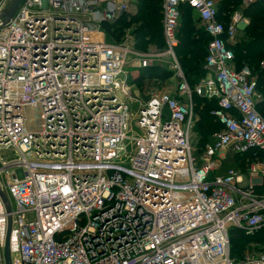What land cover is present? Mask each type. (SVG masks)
I'll use <instances>...</instances> for the list:
<instances>
[{
    "label": "built area",
    "instance_id": "obj_1",
    "mask_svg": "<svg viewBox=\"0 0 264 264\" xmlns=\"http://www.w3.org/2000/svg\"><path fill=\"white\" fill-rule=\"evenodd\" d=\"M10 0H0V13ZM217 0H164L165 48H136L103 26L132 0H23L0 28V264H264L231 256L230 231L264 229V116L253 70L231 47L250 23ZM210 40L192 88L178 61L181 7ZM173 60L177 86L136 99L138 70ZM264 71V60L260 62ZM147 80V79H144ZM194 94L223 125L195 152ZM262 152L246 172L218 171L229 153ZM213 174V175H212ZM13 201V203H12Z\"/></svg>",
    "mask_w": 264,
    "mask_h": 264
},
{
    "label": "trees",
    "instance_id": "obj_2",
    "mask_svg": "<svg viewBox=\"0 0 264 264\" xmlns=\"http://www.w3.org/2000/svg\"><path fill=\"white\" fill-rule=\"evenodd\" d=\"M163 1L138 0V7L132 14H123L117 22L107 23L103 26L108 31V39L111 42L119 41L124 33L131 28L130 33L136 48L140 50H147L151 46L158 50L164 48ZM217 6L220 19L228 20L232 12L241 8L242 0H217ZM243 13L249 17L250 23L241 34V41L231 47L235 52L237 69L248 66L254 70L253 72L258 78V90L261 92V99L257 103V109L264 116V71L260 68V62L264 59V1L249 5L243 9ZM181 16L178 31L179 45L176 54L189 85L194 88L206 75L204 64L210 38L204 28L199 25L200 20L192 7L187 4L183 5ZM166 72L158 66L143 68L137 71L136 80L140 83L146 78L162 79L166 77ZM193 99L199 102L197 109L200 115L201 138L198 148L201 151L206 144L213 142V134L221 131L223 125L212 114V111L218 107L216 100L200 97L197 94H194ZM196 154L200 155V152L197 151ZM258 156L262 158V152L258 149H251L244 153L231 152L220 169L213 174L225 173L230 168L246 172L247 164ZM230 240L231 256L237 258L243 255L247 248L250 249L249 244L264 246V229L255 234L247 235L241 229L232 228Z\"/></svg>",
    "mask_w": 264,
    "mask_h": 264
},
{
    "label": "rangeland",
    "instance_id": "obj_3",
    "mask_svg": "<svg viewBox=\"0 0 264 264\" xmlns=\"http://www.w3.org/2000/svg\"><path fill=\"white\" fill-rule=\"evenodd\" d=\"M132 1H138V0H132ZM199 25L202 27V25L200 23H199ZM162 27H163V23H162ZM129 31L130 32L132 31L131 28L128 29L127 32H129ZM102 36L105 38V41L111 42V40L108 39V31L106 30V28H103V30H102ZM163 38H164V36H163ZM239 41H241V35L235 41V43H238ZM164 44H165V39H164ZM151 47H153V46H151ZM153 48H155V47H153ZM164 48H165V45H164ZM164 48L159 49V50L161 51ZM178 61H179V59H178ZM172 63H173V60L171 58L165 57L163 59V61H161L159 64H156L155 65V66H158L160 68H163L164 70L167 71L166 72L167 75H166L165 78H162V79H159V78H151V79L150 78H146L147 80H142L140 83H137L136 86L134 85L133 97H134V101L135 102L132 104V109L133 110H136V108L138 107V103L135 100V98L136 99H142L144 101L147 100V99H149V97H150L149 90L151 88H155V87L163 88V87H166L168 85L175 86V87L177 86V84L179 82V79L177 77L176 70H173L171 68V64ZM182 71H183V69H182ZM185 78H186V76H185ZM259 93H261V92L259 91ZM198 105H199V102L197 100H195L194 101V106H195V113H196V122H195V126H194V129H193V140H194V145H195V152L198 151L201 154L204 151L205 146H204V148L201 151L198 148L199 147V141H200V138H201V130H200V127H199L200 115H199V112H198V109H197L198 108ZM214 134H213V137H214ZM12 203H13V201H12ZM249 248L250 249L247 248L245 250V252L243 253V255H241V256H239V257H237L235 259H237V261H240L241 262L242 260L245 259V255L246 254L252 255L254 257H258L259 255L264 254V246H262L260 244H249Z\"/></svg>",
    "mask_w": 264,
    "mask_h": 264
},
{
    "label": "water",
    "instance_id": "obj_4",
    "mask_svg": "<svg viewBox=\"0 0 264 264\" xmlns=\"http://www.w3.org/2000/svg\"><path fill=\"white\" fill-rule=\"evenodd\" d=\"M23 0H10L9 3L6 5L4 10L0 13V28L4 27L16 14L19 9V6ZM2 198L6 203V207L8 212H11V206L8 201L6 194L0 191ZM12 227V218L9 217V229H8V236L5 248V257H6V264H11V254H10V232Z\"/></svg>",
    "mask_w": 264,
    "mask_h": 264
},
{
    "label": "crops",
    "instance_id": "obj_5",
    "mask_svg": "<svg viewBox=\"0 0 264 264\" xmlns=\"http://www.w3.org/2000/svg\"><path fill=\"white\" fill-rule=\"evenodd\" d=\"M200 23V22H199ZM201 24V23H200ZM151 48V47H150ZM153 48V47H152ZM155 49V48H154Z\"/></svg>",
    "mask_w": 264,
    "mask_h": 264
}]
</instances>
